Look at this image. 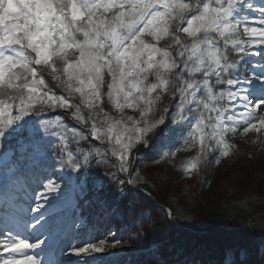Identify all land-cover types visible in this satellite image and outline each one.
<instances>
[{"label": "snow or ice", "instance_id": "6c2138e0", "mask_svg": "<svg viewBox=\"0 0 264 264\" xmlns=\"http://www.w3.org/2000/svg\"><path fill=\"white\" fill-rule=\"evenodd\" d=\"M237 132H264V0H0V264H87L106 246L82 238L91 203L137 237L156 228L144 153L173 167L194 153L178 166L193 179ZM245 229H260L264 259V218ZM251 253L227 245L214 264Z\"/></svg>", "mask_w": 264, "mask_h": 264}, {"label": "trees", "instance_id": "16d2710c", "mask_svg": "<svg viewBox=\"0 0 264 264\" xmlns=\"http://www.w3.org/2000/svg\"><path fill=\"white\" fill-rule=\"evenodd\" d=\"M246 150L244 144H236L232 154L222 158L219 165L213 158L212 163L201 166L198 177L183 180L179 179L178 166L194 153L178 152L174 160L177 167H173L153 164L148 159L153 154L145 152V158L137 165L143 181L138 187L145 194H138H151L147 202L160 213L158 226L137 237L119 217L108 216L98 204L82 207V235L91 233L97 243L105 240V249L98 254L111 255L87 264H146L147 252L157 247L170 261L195 258L214 264L227 245L249 246L251 264H264L258 251L260 229H245L250 221L264 218V158L250 157ZM165 177L176 179L162 184ZM201 179L207 183L201 184ZM113 194L114 189L105 188L101 196L111 199ZM91 197L89 192L88 198ZM79 203L83 205V200ZM168 211H172L171 217L165 215Z\"/></svg>", "mask_w": 264, "mask_h": 264}, {"label": "rangeland", "instance_id": "374dc122", "mask_svg": "<svg viewBox=\"0 0 264 264\" xmlns=\"http://www.w3.org/2000/svg\"><path fill=\"white\" fill-rule=\"evenodd\" d=\"M230 143L235 145L236 144H244V147H246V151L245 154H247L248 156H256L258 155V157L260 158H264V132L262 133H255V132H249L246 135H241L240 132H237L235 135V138H232L231 136L229 137ZM261 159V160H262ZM2 169V168H0ZM53 179H55V177H53ZM46 182V181H45ZM42 191V189H40ZM52 196H55V193L51 194ZM67 251V250H66ZM97 258H99V256L95 253L92 254L91 257H84V260H89L91 262H93L94 260H97ZM62 259L65 261V264H67L68 261H71L72 264H76V261L80 258H77L75 256L72 255H65L62 257Z\"/></svg>", "mask_w": 264, "mask_h": 264}]
</instances>
